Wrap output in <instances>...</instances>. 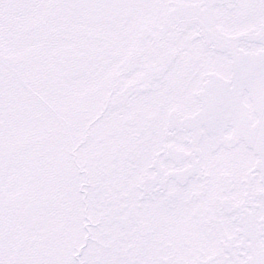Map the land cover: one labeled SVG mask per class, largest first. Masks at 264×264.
I'll return each instance as SVG.
<instances>
[{
  "label": "snow or ice",
  "instance_id": "obj_1",
  "mask_svg": "<svg viewBox=\"0 0 264 264\" xmlns=\"http://www.w3.org/2000/svg\"><path fill=\"white\" fill-rule=\"evenodd\" d=\"M0 264H264V0H0Z\"/></svg>",
  "mask_w": 264,
  "mask_h": 264
}]
</instances>
